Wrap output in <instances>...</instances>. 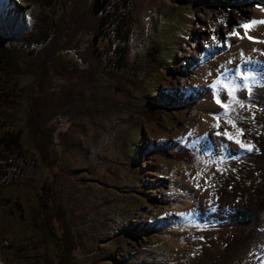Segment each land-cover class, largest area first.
Returning a JSON list of instances; mask_svg holds the SVG:
<instances>
[{"label":"rangeland","instance_id":"obj_1","mask_svg":"<svg viewBox=\"0 0 264 264\" xmlns=\"http://www.w3.org/2000/svg\"><path fill=\"white\" fill-rule=\"evenodd\" d=\"M11 2L0 0L3 23L19 30L37 13H48L64 46L55 61L48 54L52 48L42 43L30 48L31 55L19 54L24 67L34 70L13 76L0 68V133L18 134L20 143L11 145L17 163L0 191V264L207 259L208 225L180 209L188 195L185 183L202 186L209 178L222 188L227 170L187 139L201 129L207 93L215 99L224 90L223 82L211 87L215 77L203 70L234 35L236 17L247 18L246 0H109L99 12L91 9L92 0H25L17 9ZM63 59L89 69L75 73L89 98L65 103L55 94L59 105L50 122L56 131L43 154L27 117L30 107L36 113L45 102L34 100L32 88L50 68L51 89L72 90L75 83L59 69ZM118 68L125 70L128 90L118 87ZM106 96L108 103L102 101ZM146 105L157 112L146 115ZM49 112L43 108L37 121L44 123ZM183 147L193 155L168 152ZM238 249L221 264H247L251 245Z\"/></svg>","mask_w":264,"mask_h":264},{"label":"bare ground","instance_id":"obj_2","mask_svg":"<svg viewBox=\"0 0 264 264\" xmlns=\"http://www.w3.org/2000/svg\"><path fill=\"white\" fill-rule=\"evenodd\" d=\"M11 3V8L17 9L25 0H12ZM245 6L247 18L236 17L234 35L218 52L217 60L210 66L205 65L203 71L210 79L215 77L211 87L219 86L221 82L231 87L230 80L246 84L251 89V100L248 92L241 88L236 89L235 96L244 104L248 102L255 106L252 108L255 119L248 111L249 104L244 108L230 104L227 115L220 117V128L209 130L212 122L217 124L212 114L225 112L209 91L205 94L203 119L199 121L201 129L193 138L187 139L195 150L206 155L209 162H215L217 168L224 165L227 170L222 188L214 187L209 178L200 187L192 180L185 183L188 195L180 209L184 216L195 217L208 225L205 231L208 258L200 264H221L239 253L238 247L242 244L252 247L250 254L245 255L244 260H249L247 264H260L259 258L264 254V23H260L264 21V0H246ZM237 70L240 76H236ZM243 76L248 79L245 81ZM217 94L221 101L226 99L224 90ZM225 120H232L235 128ZM241 127L243 135L238 131ZM226 128L234 139L245 144L250 142L252 151L241 150L223 135H215L217 131L224 133Z\"/></svg>","mask_w":264,"mask_h":264},{"label":"trees","instance_id":"obj_3","mask_svg":"<svg viewBox=\"0 0 264 264\" xmlns=\"http://www.w3.org/2000/svg\"><path fill=\"white\" fill-rule=\"evenodd\" d=\"M108 1L109 0H92L91 9L95 12H99L107 6ZM4 23L0 20V68L3 69L6 73H13V76L14 73L22 72V70H34L33 66L29 68L31 64L28 66V68H26V66L24 67L23 63H21L18 59L19 54L24 53L31 55V49L34 48V45L42 43L41 46H44L45 49L52 48V50L48 54L50 57L54 56L53 60L58 56L56 54L57 50L64 46L63 42H60V39H58L54 35L55 28H58L57 20L51 19L48 13H37L36 17L29 27L24 26L19 30H13L7 25V22ZM1 30L5 32L6 36L3 35ZM48 54L46 56H48ZM96 58L97 63H100L101 57L97 55ZM26 62L28 63V61ZM38 68L40 69V66H38ZM59 69L64 72V74L70 79V81L75 83V85H72V90L66 92L61 91V93L59 94L56 90L51 89V79L47 76V73L50 72V68H45L44 72L38 75L35 87L32 88L33 90L37 91L34 96V100L38 98L40 100H44L45 102L44 106L41 109L39 108L38 112L36 113H34L32 108L30 107L27 117L29 131L30 133L33 132L35 144L41 150V152H43V154H47V147L51 143V141H53L56 131L55 126L50 122V118L54 111H52V108L54 107L55 109L59 105L57 101L58 99H55V94L58 95L62 100H64L65 103L74 99L75 97H81V99L84 100H87L89 98V93L86 89V85L83 84V80H81V77L76 78L77 75L75 74L79 70L86 71L89 69L77 65V63H71L66 59H63L62 67ZM120 70L121 69L118 68L114 71V76L118 80V87L123 90H128L129 87L122 80L123 73L121 72H124L125 70ZM21 89H28V85L22 86ZM13 93L14 95L17 94V92L15 91V86L13 89ZM37 93L41 96L37 97ZM107 99V96L103 97L102 101L108 103L109 101H106ZM47 107H49L50 109L49 115L45 114L46 117L48 116V118L46 119L47 122H38L37 120L43 113V108ZM141 110L148 116H151L155 112H157L156 109L147 105L143 106ZM13 142H15L17 145L20 144L18 141V134H16L15 136L13 133H0V191L1 186L5 183L8 177V174L11 172L14 166H16L17 163V160L15 159V156L12 152L13 150H11V145ZM168 152L171 155H177L179 158H183L185 156L191 157L193 155V151L190 147L170 149L168 150Z\"/></svg>","mask_w":264,"mask_h":264},{"label":"snow or ice","instance_id":"obj_4","mask_svg":"<svg viewBox=\"0 0 264 264\" xmlns=\"http://www.w3.org/2000/svg\"><path fill=\"white\" fill-rule=\"evenodd\" d=\"M253 23H255V21ZM260 23H264V21H260ZM249 39H251V37H249ZM236 76H240L239 70H237ZM225 78L228 79L227 77H225ZM243 79L246 81L248 79V77L247 76H243ZM229 84H231V87H229L228 84L223 85L224 91H225V96H226L225 100L221 101L219 95L217 93H214L215 102L217 104H220V106L223 109H225L224 113H213L212 114L213 118L217 121V124H215L214 127H217V128L219 127V121H220L221 115H227L228 105H230V104H238L240 108H244L245 107L244 101L241 100L240 98H237L235 96V91H236L237 88H241V89L246 90L248 92V99L251 100V89L248 88L246 84H243V85L236 84V83L232 82L231 80L229 81ZM213 87H215V85H213ZM253 107H255V106L252 105V104H249L248 105V111L250 112L252 118L255 119V112L252 111ZM262 110H264V109H262ZM232 111H235V109L233 108ZM237 115H239V114H237ZM240 119L243 120L244 118L240 117ZM225 123L231 124L232 127L235 128V123L232 120H225ZM238 131H239V133L241 135H243V132H244L243 127H241ZM215 135H217V136L223 135L225 139L230 140L233 143L239 145L241 150H246V151H249V152L252 151V146H251L250 142L248 144H245V143L241 142L238 139H234V137L228 131L227 128L224 130V133H221V132L217 131L215 133ZM205 183H207V181H205ZM196 186L200 187L199 184H197ZM210 203H211V201H210ZM259 261H260V264H264V254L261 255V257L259 258Z\"/></svg>","mask_w":264,"mask_h":264}]
</instances>
